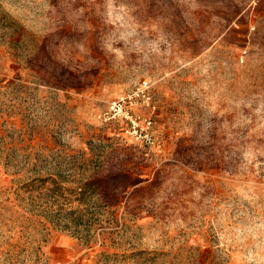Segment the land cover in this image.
<instances>
[{"label": "rangeland", "instance_id": "374dc122", "mask_svg": "<svg viewBox=\"0 0 264 264\" xmlns=\"http://www.w3.org/2000/svg\"><path fill=\"white\" fill-rule=\"evenodd\" d=\"M0 264H264V1L0 0Z\"/></svg>", "mask_w": 264, "mask_h": 264}, {"label": "built area", "instance_id": "2783aa9c", "mask_svg": "<svg viewBox=\"0 0 264 264\" xmlns=\"http://www.w3.org/2000/svg\"><path fill=\"white\" fill-rule=\"evenodd\" d=\"M262 1H264V0H253V4L256 5L258 3H261ZM141 94L144 96V98H146V97H147V99L150 98L149 96H147V94L144 92L143 89H142ZM138 95H140V94L138 93ZM123 109H124L123 102H121V103L120 102H114L110 108V110H113V111H122ZM148 135H146V136H148ZM148 140L152 141V137H150V135L148 136Z\"/></svg>", "mask_w": 264, "mask_h": 264}, {"label": "trees", "instance_id": "16d2710c", "mask_svg": "<svg viewBox=\"0 0 264 264\" xmlns=\"http://www.w3.org/2000/svg\"><path fill=\"white\" fill-rule=\"evenodd\" d=\"M89 184V183H88Z\"/></svg>", "mask_w": 264, "mask_h": 264}]
</instances>
